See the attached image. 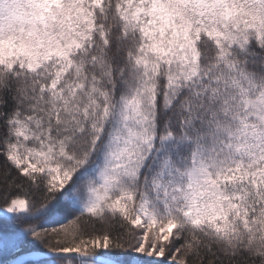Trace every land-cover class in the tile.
Instances as JSON below:
<instances>
[{"label": "snow or ice", "instance_id": "obj_1", "mask_svg": "<svg viewBox=\"0 0 264 264\" xmlns=\"http://www.w3.org/2000/svg\"><path fill=\"white\" fill-rule=\"evenodd\" d=\"M0 264H264V0H0Z\"/></svg>", "mask_w": 264, "mask_h": 264}]
</instances>
